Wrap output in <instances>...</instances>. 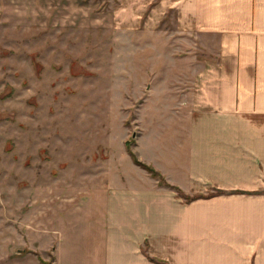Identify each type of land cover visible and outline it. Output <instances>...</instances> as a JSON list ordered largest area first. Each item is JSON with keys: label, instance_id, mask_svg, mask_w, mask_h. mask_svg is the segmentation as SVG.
<instances>
[{"label": "crops", "instance_id": "obj_1", "mask_svg": "<svg viewBox=\"0 0 264 264\" xmlns=\"http://www.w3.org/2000/svg\"><path fill=\"white\" fill-rule=\"evenodd\" d=\"M123 7L139 11L138 52L157 71L141 106L154 91L172 102L157 126H138L133 152L184 194H216L186 201L132 159L127 172L115 159L114 177L82 189L95 208L92 261L264 264V0ZM61 248L55 238L47 246L53 264L87 260L64 261Z\"/></svg>", "mask_w": 264, "mask_h": 264}, {"label": "rangeland", "instance_id": "obj_2", "mask_svg": "<svg viewBox=\"0 0 264 264\" xmlns=\"http://www.w3.org/2000/svg\"><path fill=\"white\" fill-rule=\"evenodd\" d=\"M128 1L0 0V264H53L54 238L64 261L100 264L82 189L115 159L129 171L138 126L172 103L154 91L141 106L157 71Z\"/></svg>", "mask_w": 264, "mask_h": 264}, {"label": "trees", "instance_id": "obj_3", "mask_svg": "<svg viewBox=\"0 0 264 264\" xmlns=\"http://www.w3.org/2000/svg\"><path fill=\"white\" fill-rule=\"evenodd\" d=\"M127 143L128 142L126 141L125 142V145ZM127 152L131 156L132 161L136 165L144 168L152 177L157 178L159 184L166 185V186L170 187L171 189H174L177 192V194L179 196H181L186 201H190V200L195 199V198H198V197H208V196H212V195L216 194V193L210 192V193H208L206 195H203V194H201V195L200 194L199 195H193V196L186 195L178 187L168 184L166 182V180L163 178V176L158 171H156L153 167H151L150 165H147V164L141 162L140 160H138L137 157L135 156V154L131 150L127 149ZM149 259H151L152 261H155L158 264H165L161 260H158V259H155V258H152V257H149ZM41 262L44 263V264H52L50 262H45V261H42V260H41Z\"/></svg>", "mask_w": 264, "mask_h": 264}]
</instances>
